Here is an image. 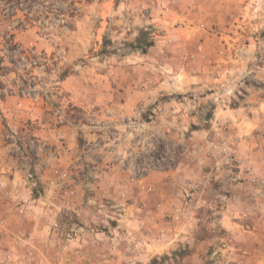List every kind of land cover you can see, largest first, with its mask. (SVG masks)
I'll return each instance as SVG.
<instances>
[{
  "label": "rangeland",
  "instance_id": "obj_1",
  "mask_svg": "<svg viewBox=\"0 0 264 264\" xmlns=\"http://www.w3.org/2000/svg\"><path fill=\"white\" fill-rule=\"evenodd\" d=\"M31 5L37 20L14 31L15 48L0 47V264H214L225 239L236 264H246L249 220L236 230L211 225V209L194 194L178 196L174 174L196 158L203 168L252 173L225 134L264 96V0ZM121 62L131 82L117 80ZM60 128L75 130L74 163H61L72 148ZM254 128L247 138L259 139L264 162V120ZM165 172H173L166 195L179 209L164 218L186 222L154 230L148 245L159 252L136 259L146 247L127 221L132 193L154 194L147 178ZM85 207L90 227L79 215ZM173 234L172 245L160 244Z\"/></svg>",
  "mask_w": 264,
  "mask_h": 264
},
{
  "label": "crops",
  "instance_id": "obj_2",
  "mask_svg": "<svg viewBox=\"0 0 264 264\" xmlns=\"http://www.w3.org/2000/svg\"><path fill=\"white\" fill-rule=\"evenodd\" d=\"M126 63L127 62H121L117 65V75H119L117 76L118 81L129 80L131 82L133 78L131 73L125 75L128 69H131L125 66ZM101 83L107 84L108 81ZM256 101L258 103L257 107L250 110L247 109L248 116L250 117L249 121L245 122L243 120L240 121L239 124L235 123L238 128H228L225 134L227 137L226 140L231 141L229 146L240 150L238 156H240L239 158L241 160L244 161L248 156L250 157L252 162L251 174L247 172L243 173L242 170L239 171V167H237L238 171H231L228 166H220V164L210 165V168H203L205 167L204 161H197L195 159L192 162L183 160L179 165V169H177V172L174 174L176 175L180 172L181 176L186 177V179L198 185H196L197 191L194 193V201L196 202L198 200V203H202L206 205L208 209H211L214 216L211 217L209 223L213 226L228 230L240 229L246 221V219L245 221L242 219L244 210L245 208H250L251 213L247 218L249 221H247L252 231H248V236L244 238L247 239V241L243 243L250 252V256L246 259V264H264V186H254L250 182L253 177L264 178V162L262 161L263 159L259 157V152L254 150L256 144L258 145L259 143V139L247 138L257 129L254 127L259 125L260 121L264 120V96H257ZM251 112L255 114L251 116ZM224 114L233 115L229 111ZM250 126L252 128H249ZM59 130L63 133V138H66L65 142L67 145L72 148L71 155H61V163L64 165L74 163L80 155V148L76 141L75 130L72 128H60ZM235 140H237V146L232 145ZM55 147L60 149L63 146H60V142L58 143L56 141ZM244 166H241V168H244ZM113 170H115V168L111 167V173ZM103 172L105 175H110L107 169ZM48 173L49 172L45 171V174L42 175L44 179L50 177ZM170 175H173V172L153 174L147 178L150 185L153 186L156 191L152 195L142 192L140 189H136L132 193V200L127 210V221L128 224L136 230V232H134L136 237L135 241L142 242L146 247V249L142 251L138 250L133 254L136 259L149 260L159 252V250L154 249V245H148V242L151 241L150 234H154V230L178 229L181 224H185L184 222H186L182 218L177 219L178 221L176 219L166 220L164 218L166 213L169 215V213H175V210L179 209L178 205L177 208H172V198L166 195L172 191L170 189V187L173 186L171 184L172 179ZM110 181L113 180L109 178L107 182ZM229 188L231 192L228 195ZM97 195L102 194L97 193ZM97 195L95 199H97ZM108 196L110 197V195ZM86 209L89 208H82L79 211V215L83 217L82 222L90 227L92 226L90 223H94V220L86 216ZM53 215H57L56 210L53 211ZM199 220V216H196V218L193 217V221H197L196 225L199 224ZM175 236L174 234L171 236L169 235L168 240L162 241L160 244L164 245V247L172 245Z\"/></svg>",
  "mask_w": 264,
  "mask_h": 264
},
{
  "label": "trees",
  "instance_id": "obj_3",
  "mask_svg": "<svg viewBox=\"0 0 264 264\" xmlns=\"http://www.w3.org/2000/svg\"><path fill=\"white\" fill-rule=\"evenodd\" d=\"M37 0H0V25L2 23L5 24L3 29L0 28V47L2 51H10L15 48V30H21L26 28L28 24L31 22H35L37 18L32 16V6ZM26 6V10L22 8V6ZM30 7L28 8V6ZM28 9V11H27ZM19 11H24L25 18H18L17 26L13 25V19L18 15ZM148 46H152V44H148Z\"/></svg>",
  "mask_w": 264,
  "mask_h": 264
},
{
  "label": "built area",
  "instance_id": "obj_4",
  "mask_svg": "<svg viewBox=\"0 0 264 264\" xmlns=\"http://www.w3.org/2000/svg\"><path fill=\"white\" fill-rule=\"evenodd\" d=\"M196 160H197V158H196ZM242 163L245 165H247V164L249 165L251 163L250 157ZM62 176L65 178V177H67V174L63 173ZM180 181H181V186L178 189L179 191L177 192L179 197L183 196L187 192H190L192 194H194L196 192L197 186L191 180L186 179L183 176H180ZM251 181L253 183H257V184H260V183L264 184L263 179H259V178H255V177H253L251 179ZM151 189H152V187L148 188V190H151ZM250 213H251L250 208H245L244 215L242 216V218L247 219L248 216L250 215ZM240 253L242 254V256H245V257L248 256V251L245 249H242L240 251ZM236 260H237L236 249L233 246H231L226 239L223 240L221 243V247L218 251V255L214 261V264H236L237 263Z\"/></svg>",
  "mask_w": 264,
  "mask_h": 264
}]
</instances>
